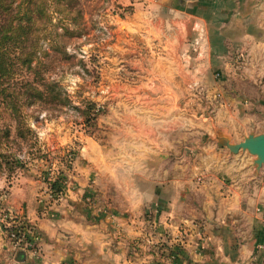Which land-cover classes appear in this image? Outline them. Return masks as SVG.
<instances>
[{"label": "crops", "instance_id": "crops-1", "mask_svg": "<svg viewBox=\"0 0 264 264\" xmlns=\"http://www.w3.org/2000/svg\"><path fill=\"white\" fill-rule=\"evenodd\" d=\"M124 22L126 36L148 42L147 73L158 80L151 82L158 95L131 105L139 113L135 160L124 169L131 180L120 186L119 248L106 245L102 220L94 232L95 222L79 215L36 217L42 256L20 252L13 262L3 245L0 264H264V165L257 169L253 156L231 153L211 134L220 127L239 142L264 132V0H137ZM198 28L199 54L190 52ZM193 80L219 96L214 119H197L207 137L195 143L182 117L187 104L177 101ZM170 111L159 127L157 112Z\"/></svg>", "mask_w": 264, "mask_h": 264}, {"label": "rangeland", "instance_id": "rangeland-1", "mask_svg": "<svg viewBox=\"0 0 264 264\" xmlns=\"http://www.w3.org/2000/svg\"><path fill=\"white\" fill-rule=\"evenodd\" d=\"M136 1L71 0L67 7L64 0H49L54 26L49 29L50 42L40 41L41 78L55 82L67 103L19 101L21 136L9 100L20 81L32 77L16 68L0 80V150L15 160L12 169L0 171V246L11 248L13 262L20 252L42 256L36 217L53 222L61 214L79 215L82 221L95 222L94 232L102 220L103 231L111 235L106 245L120 246V186L131 180L124 169L131 170L135 160L133 115L139 113L131 105L158 95L151 85L158 80L147 73L152 53L148 42L123 31ZM190 52L194 53L192 47ZM138 54L146 57L142 63L133 62ZM186 87L177 101L187 104L182 117L188 119L189 140L195 143L207 137L196 131L197 119L203 113L214 119L219 96L209 95L200 81ZM260 115L262 120L264 114ZM172 117L171 111L157 112L158 126ZM148 225L143 230L147 236ZM134 244L130 241L128 246ZM174 245L178 251L180 241Z\"/></svg>", "mask_w": 264, "mask_h": 264}, {"label": "trees", "instance_id": "trees-1", "mask_svg": "<svg viewBox=\"0 0 264 264\" xmlns=\"http://www.w3.org/2000/svg\"><path fill=\"white\" fill-rule=\"evenodd\" d=\"M64 1L67 7L72 5L71 0ZM67 11L69 13V9ZM51 20L49 0H0V80L8 79L16 68L24 69L32 77L31 80L20 81L19 90L9 100L18 135L22 132V118L17 105L19 101L23 100L22 104L67 103V97L61 94L55 82H45L41 78L44 64L40 41L50 42L48 33L50 27L54 26ZM14 162L8 152L0 150V171L12 169ZM56 190L59 191L60 186Z\"/></svg>", "mask_w": 264, "mask_h": 264}, {"label": "water", "instance_id": "water-1", "mask_svg": "<svg viewBox=\"0 0 264 264\" xmlns=\"http://www.w3.org/2000/svg\"><path fill=\"white\" fill-rule=\"evenodd\" d=\"M213 139L218 145L227 148L231 153H238L239 151L246 152L254 157L252 164L260 169L264 165V132L254 133L250 132L243 137L239 142H231L230 136L222 130H214Z\"/></svg>", "mask_w": 264, "mask_h": 264}, {"label": "built area", "instance_id": "built-area-1", "mask_svg": "<svg viewBox=\"0 0 264 264\" xmlns=\"http://www.w3.org/2000/svg\"><path fill=\"white\" fill-rule=\"evenodd\" d=\"M196 35L194 36V38L192 39L191 43H192V50L194 52H197V54H199L200 52H202V46H203V30L201 28H198V30L196 31ZM12 236H14V233L11 234ZM37 249H34V253H37Z\"/></svg>", "mask_w": 264, "mask_h": 264}]
</instances>
